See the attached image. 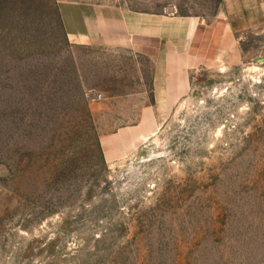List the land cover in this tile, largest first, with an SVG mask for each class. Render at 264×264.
<instances>
[{
  "label": "rangeland",
  "instance_id": "374dc122",
  "mask_svg": "<svg viewBox=\"0 0 264 264\" xmlns=\"http://www.w3.org/2000/svg\"><path fill=\"white\" fill-rule=\"evenodd\" d=\"M61 1L116 0H0V264H264V27L238 36V64L195 71L159 131L109 163L103 131L150 67L70 43ZM121 2L208 21L220 7Z\"/></svg>",
  "mask_w": 264,
  "mask_h": 264
},
{
  "label": "crops",
  "instance_id": "0c3cea01",
  "mask_svg": "<svg viewBox=\"0 0 264 264\" xmlns=\"http://www.w3.org/2000/svg\"><path fill=\"white\" fill-rule=\"evenodd\" d=\"M57 13L73 45L124 50L149 64L148 89L130 95L127 107H119L123 113L119 114L116 128L103 131L113 135L102 139L109 163L125 157L159 131L176 106L189 96L195 71L238 64V36L264 27V0H220L210 21L192 15L132 9L121 0L61 1ZM116 101L123 102L122 98Z\"/></svg>",
  "mask_w": 264,
  "mask_h": 264
},
{
  "label": "built area",
  "instance_id": "2783aa9c",
  "mask_svg": "<svg viewBox=\"0 0 264 264\" xmlns=\"http://www.w3.org/2000/svg\"><path fill=\"white\" fill-rule=\"evenodd\" d=\"M102 99V96L101 95H97L93 101H100Z\"/></svg>",
  "mask_w": 264,
  "mask_h": 264
}]
</instances>
